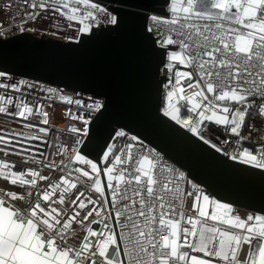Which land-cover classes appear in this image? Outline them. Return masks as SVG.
<instances>
[{
  "label": "snow or ice",
  "instance_id": "obj_1",
  "mask_svg": "<svg viewBox=\"0 0 264 264\" xmlns=\"http://www.w3.org/2000/svg\"><path fill=\"white\" fill-rule=\"evenodd\" d=\"M113 2L130 4V0ZM25 4L33 10L51 9L67 21L78 22L81 33L92 31L98 13H103L105 23H119L113 14L116 9L109 11L90 0H25ZM80 4L92 11L82 14ZM161 7L168 14L150 15L154 27L147 30L160 37L156 43L166 53L164 87L169 90L163 114L205 144L211 142L204 136L206 125L219 126L240 141L247 139L242 131L251 133L264 124V0H167ZM22 15L25 22L35 21L40 12L25 8ZM5 76L0 71V78ZM25 83L0 82V90H4L0 92V114L24 120L39 115L42 124H49L50 113L43 109L40 98L29 101L28 94L21 92ZM193 88L196 91L186 95ZM46 91L89 116L104 107L99 100L85 102L56 89ZM182 108L189 114L186 119H181ZM67 114L72 120L89 123L71 109ZM39 130L45 135L48 132L47 128ZM69 131L87 135L75 126ZM18 137L23 134H0L4 145L0 152L5 157L28 152L16 150L13 140ZM34 139L39 137H23V141ZM133 147L107 146L102 157L107 165L103 169L106 184L98 164L80 155L75 146L60 149L57 154L64 159L59 163L43 164L64 173L58 179L34 168L17 172L14 162L0 160V178L25 190L0 189V264H264V215L242 218L234 214L232 206L203 194L195 184L186 192L182 172L163 164L151 152L134 156ZM212 147L221 151L216 144ZM231 159L264 168V144L258 149L242 148ZM75 162L86 168L72 167ZM38 181L47 182L46 186L38 188ZM31 189L36 190L34 199ZM57 194L58 199H53ZM186 197L192 198L187 209ZM66 198L70 210L52 206L64 205ZM92 225L100 227L94 230ZM245 245L246 254L241 258Z\"/></svg>",
  "mask_w": 264,
  "mask_h": 264
},
{
  "label": "water",
  "instance_id": "obj_2",
  "mask_svg": "<svg viewBox=\"0 0 264 264\" xmlns=\"http://www.w3.org/2000/svg\"><path fill=\"white\" fill-rule=\"evenodd\" d=\"M93 1L116 9L118 26L101 24L76 41L27 32L0 38V71L102 99L79 151L102 169L105 184L101 158L123 129L182 167L214 199L264 215V170L229 159L160 112L166 53L147 31V19L150 12L167 15L161 7L167 0ZM105 194L110 199L106 187Z\"/></svg>",
  "mask_w": 264,
  "mask_h": 264
},
{
  "label": "built area",
  "instance_id": "obj_3",
  "mask_svg": "<svg viewBox=\"0 0 264 264\" xmlns=\"http://www.w3.org/2000/svg\"><path fill=\"white\" fill-rule=\"evenodd\" d=\"M90 3H95L100 5L101 7H104L101 3L93 0H90ZM6 4H10L11 7L5 8L4 6ZM78 7H80L82 14L86 13V11H92L90 7H87L82 4L78 5ZM25 8H27L28 11H39L40 15L36 18L35 21L28 20L27 22H25V18L22 15V12ZM113 14L115 15V13ZM152 14L155 13L152 12L148 13V17ZM53 20H55L57 24H54ZM10 21L11 24L9 23ZM97 21L98 23L92 22L94 28H100L101 24L102 26H105L106 24L111 25L104 22L103 13L97 14ZM0 25L3 26L2 30H0V38L3 39L12 37L22 32H27L42 37H48L51 39L59 38L67 41H76L81 33L78 32V29L82 27V25L76 21H67L65 17L61 16L59 13H56L51 9L33 10L25 4V0H0ZM69 25H71V27H69ZM149 27H154V25L150 19H147V29ZM21 29H23V31ZM151 34L154 38H157L156 41L160 39V37L156 35L155 31L151 32ZM165 63H166V57H165ZM177 67H179V65H177ZM163 69H164V65H163ZM163 74L166 78V81L163 84L162 95H161L160 112L162 114L164 113V109L167 107L168 104L166 93L169 90L164 87V85L167 83V77L164 70H163ZM193 79L195 80L196 77L194 76ZM21 80L26 82L25 85L21 86V92L28 94L29 101H31L33 97H39L40 103L43 105V109L50 113L49 124L47 125L42 124L41 121L43 120V117L39 115H33L29 117L28 120H24L19 117H11L4 114H0V130H3L2 132H0V134L14 132V133H22L23 137H39V139L27 140V141H23V137H18L14 139L13 144L17 145L16 150H19L20 148H25L28 149V152L20 156L10 154L7 157H5L2 152H0V160H8L14 162L15 168L13 170L17 172L26 171L29 168H34L37 171H40L44 175H48L49 173H51V176L53 178L58 179L64 173L60 172L59 169L52 170L50 168H44L43 164H47L52 161L59 163L60 160L64 159L63 155L57 154L60 152V149L62 147L66 146L67 148L70 149L73 146H75L79 154L85 156L79 150L86 135L83 134V131H81L79 134H74L71 131H69V128L70 126H75L77 128L87 131L88 124L85 125L80 120H72L67 114V110L71 109L72 112L75 113L76 115H84L89 120L96 112H92L91 115L89 116L86 111L82 109H77L75 105H68L66 103L61 102L57 96H54L53 94L47 92L46 89L49 88L56 89L61 94L71 96L73 98H80L83 99L85 102H91L92 100H99L102 102V99L98 96L90 95L88 93L73 91L53 84L40 82L32 79L21 78L10 74H6L5 77L0 78V82L9 83V84L18 83ZM3 91L4 90H0V92ZM194 91H196V89L194 88L188 89L186 91V95H191V93ZM10 94L14 96L19 95L18 93H12V92H10ZM254 103H258V100L254 101ZM10 110L14 111L15 109L12 108ZM180 115H181V119H186L189 114L185 111V109L182 108ZM166 117L169 118L174 123H176L177 125H179L180 127H182L183 129H185L186 131H188L189 133L193 134L198 139H200V137L197 134L190 132L186 127L172 120L170 117L168 116ZM254 122H255L254 120L249 121V123H254ZM30 123L35 124L37 126L35 128L25 127V125ZM40 128H47L48 129L47 134L45 135V133L40 132L39 130ZM119 131H123L125 133V136L116 137L115 134ZM203 131H204L205 139H210L211 141L207 145L213 148L212 144H216V146L221 149L219 153H221L224 156H227L229 159H231L233 155H236L238 153V150L242 148H249L250 150L258 149L261 144H264V124H258V126L254 128L251 133H249L247 130L242 131L241 134L247 137V139L243 141H240L239 138L234 135L225 133L222 130V128L219 126L206 125ZM115 134L113 135L108 145L115 144L116 148L120 149L123 148L125 145L132 144L134 145L132 149L134 156L140 154H147L149 152L153 153L158 160L162 161L163 164L167 165L168 167L176 169L178 172H182L185 177V180L182 182L183 188L185 189L186 192L192 191V185L194 183L190 186V180L188 178L187 172L182 167L174 163L172 160L164 156L159 151L146 145L139 139L136 138V140L133 141L132 137L135 136L123 129H118L115 132ZM77 139L80 140L79 144H76ZM18 140L23 141V143L18 144L17 143ZM2 147H4V145L0 144V148ZM213 149L216 150L215 148ZM106 150L107 148L105 149V151ZM29 157L41 161L42 163H33L32 159H29ZM26 159L28 160V162L24 163ZM234 161L240 162V160H234ZM110 162L111 160L108 163ZM102 164H103V168L107 166L103 160H102ZM247 165L255 167L252 164H247ZM72 167L86 168V166L81 165L78 162L73 163ZM259 169L264 170V168H259ZM46 183L47 182L45 181H38V188L41 189L44 188L46 186ZM197 186L203 191V194L208 195L210 198L214 199L207 192L205 188L199 185ZM0 189H3L5 191H19L20 193H23L25 191L23 188H19L18 186L11 185L8 181L2 178H0ZM80 190L83 191L82 188ZM31 191L33 192V199H34L36 190L31 189ZM97 195L98 194L96 193H92L94 199L97 198ZM109 196H110V192H109ZM72 198L73 199L75 198L74 195L72 196ZM53 199H58V194L57 196H54ZM191 199H192L191 197H186V203H185L186 209L190 206ZM52 206L62 210L63 209L70 210V200L66 198L64 205L53 204ZM230 206H232L234 210V214H238L242 218H246V216L249 214L262 215L253 212L249 209H246L244 207H240L236 205H230ZM92 227L94 230H96L100 227V225H92ZM117 231L119 230L117 229ZM246 250H247V246L245 245L244 251L241 252V258H243V256L246 254Z\"/></svg>",
  "mask_w": 264,
  "mask_h": 264
},
{
  "label": "trees",
  "instance_id": "obj_4",
  "mask_svg": "<svg viewBox=\"0 0 264 264\" xmlns=\"http://www.w3.org/2000/svg\"><path fill=\"white\" fill-rule=\"evenodd\" d=\"M193 184V182L190 181V186Z\"/></svg>",
  "mask_w": 264,
  "mask_h": 264
}]
</instances>
